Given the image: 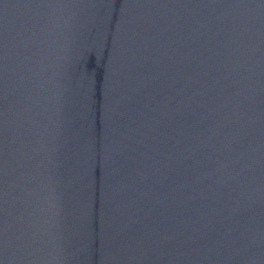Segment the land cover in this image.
Wrapping results in <instances>:
<instances>
[{
    "label": "water",
    "instance_id": "water-1",
    "mask_svg": "<svg viewBox=\"0 0 264 264\" xmlns=\"http://www.w3.org/2000/svg\"><path fill=\"white\" fill-rule=\"evenodd\" d=\"M0 264H264V0H0Z\"/></svg>",
    "mask_w": 264,
    "mask_h": 264
}]
</instances>
